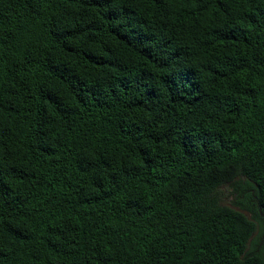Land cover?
<instances>
[{
  "label": "trees",
  "instance_id": "obj_1",
  "mask_svg": "<svg viewBox=\"0 0 264 264\" xmlns=\"http://www.w3.org/2000/svg\"><path fill=\"white\" fill-rule=\"evenodd\" d=\"M0 264H264V0H0Z\"/></svg>",
  "mask_w": 264,
  "mask_h": 264
},
{
  "label": "rangeland",
  "instance_id": "obj_2",
  "mask_svg": "<svg viewBox=\"0 0 264 264\" xmlns=\"http://www.w3.org/2000/svg\"><path fill=\"white\" fill-rule=\"evenodd\" d=\"M222 191H223V203L224 204L231 206V207H234V208H237V209L243 207L242 205H238L235 203L237 198H235L234 195L231 194V189L229 187H223ZM245 212L249 216L252 215L251 212H249L248 210H245ZM260 236H261V232L259 230V227L257 226L256 231L253 233L252 237L250 238V240L247 244V250H251V248H253L255 241L257 239L259 240Z\"/></svg>",
  "mask_w": 264,
  "mask_h": 264
}]
</instances>
